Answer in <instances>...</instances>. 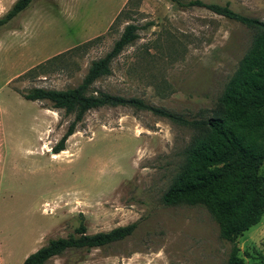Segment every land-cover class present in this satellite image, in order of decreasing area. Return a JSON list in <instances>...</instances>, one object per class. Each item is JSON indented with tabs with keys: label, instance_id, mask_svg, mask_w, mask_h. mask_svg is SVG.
Returning a JSON list of instances; mask_svg holds the SVG:
<instances>
[{
	"label": "rangeland",
	"instance_id": "rangeland-1",
	"mask_svg": "<svg viewBox=\"0 0 264 264\" xmlns=\"http://www.w3.org/2000/svg\"><path fill=\"white\" fill-rule=\"evenodd\" d=\"M16 1L0 0V17ZM176 1L34 0L0 31V264H23L81 225L95 234L133 223L123 241L67 250L46 264H228L231 244L206 203L162 201L197 130L149 110L94 109L66 141L70 156L55 159L51 150L74 116L23 96L77 87L134 24L138 39L92 90L189 121L220 114V98L257 32ZM201 1L264 21V0ZM237 245L245 264H264V215Z\"/></svg>",
	"mask_w": 264,
	"mask_h": 264
},
{
	"label": "trees",
	"instance_id": "trees-1",
	"mask_svg": "<svg viewBox=\"0 0 264 264\" xmlns=\"http://www.w3.org/2000/svg\"><path fill=\"white\" fill-rule=\"evenodd\" d=\"M33 2L17 0L0 17V31L29 9ZM176 3L181 8H206L257 32L251 49L241 60L220 98V114L206 120L189 121L167 110L151 107L137 98L128 99L92 90L97 80L111 74L115 58L138 39L139 29L134 24L125 27L110 52L91 64L77 87L67 90L34 88L23 96L28 101H48L67 116H74L61 140L52 148L53 154L65 151L66 141L75 134L89 111L104 107L128 106L149 110L174 124L197 130L200 135L188 148L183 169L162 201L166 206L182 202L206 203L219 224L221 238L231 244L228 264H245L238 255L237 240L258 225L264 215V176L260 174L264 164V21L234 11L229 3L222 5L201 0ZM136 228L137 224L133 223L109 232L88 234L81 225L66 238L49 240L29 255L23 264H46L51 258L71 249L103 248L132 236Z\"/></svg>",
	"mask_w": 264,
	"mask_h": 264
},
{
	"label": "bare ground",
	"instance_id": "bare-ground-1",
	"mask_svg": "<svg viewBox=\"0 0 264 264\" xmlns=\"http://www.w3.org/2000/svg\"><path fill=\"white\" fill-rule=\"evenodd\" d=\"M75 136H76V135H72L71 138H74ZM62 155L70 156V153H68L67 151H63V152H61V153H59V154H54V155H53V158H55V159H60V157H61ZM61 158H63V157H61ZM44 204H45V203H44Z\"/></svg>",
	"mask_w": 264,
	"mask_h": 264
}]
</instances>
